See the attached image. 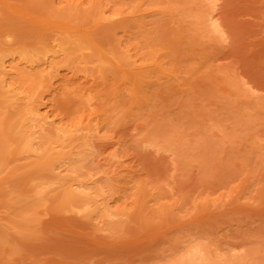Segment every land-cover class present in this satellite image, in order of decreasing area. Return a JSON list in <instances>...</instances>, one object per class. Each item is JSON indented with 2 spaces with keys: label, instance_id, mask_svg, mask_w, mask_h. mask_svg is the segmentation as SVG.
Returning a JSON list of instances; mask_svg holds the SVG:
<instances>
[{
  "label": "rangeland",
  "instance_id": "rangeland-1",
  "mask_svg": "<svg viewBox=\"0 0 264 264\" xmlns=\"http://www.w3.org/2000/svg\"><path fill=\"white\" fill-rule=\"evenodd\" d=\"M0 264H264V0H0Z\"/></svg>",
  "mask_w": 264,
  "mask_h": 264
}]
</instances>
